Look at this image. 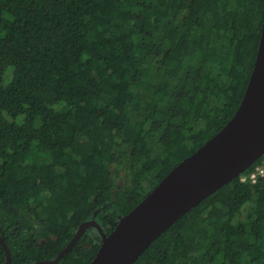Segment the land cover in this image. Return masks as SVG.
<instances>
[{
	"label": "trees",
	"instance_id": "trees-1",
	"mask_svg": "<svg viewBox=\"0 0 264 264\" xmlns=\"http://www.w3.org/2000/svg\"><path fill=\"white\" fill-rule=\"evenodd\" d=\"M264 0H0V228L12 264L109 235L234 117ZM243 175L135 264H264V177ZM95 228L59 264H91ZM7 256L0 243V264Z\"/></svg>",
	"mask_w": 264,
	"mask_h": 264
},
{
	"label": "water",
	"instance_id": "water-1",
	"mask_svg": "<svg viewBox=\"0 0 264 264\" xmlns=\"http://www.w3.org/2000/svg\"><path fill=\"white\" fill-rule=\"evenodd\" d=\"M264 156V26L254 67L234 117L204 146L185 158L107 235L96 221L84 223L52 261L59 264L95 228L101 247L91 264H135L151 245L201 202L243 175ZM1 230V228H0ZM7 262L12 253L1 236Z\"/></svg>",
	"mask_w": 264,
	"mask_h": 264
},
{
	"label": "built area",
	"instance_id": "built-area-1",
	"mask_svg": "<svg viewBox=\"0 0 264 264\" xmlns=\"http://www.w3.org/2000/svg\"><path fill=\"white\" fill-rule=\"evenodd\" d=\"M262 159L263 161L261 162V164L257 165L249 175L244 176L242 178V181H249L252 184H255L260 178L264 177V156L262 157Z\"/></svg>",
	"mask_w": 264,
	"mask_h": 264
},
{
	"label": "flooded vegetation",
	"instance_id": "flooded-vegetation-1",
	"mask_svg": "<svg viewBox=\"0 0 264 264\" xmlns=\"http://www.w3.org/2000/svg\"><path fill=\"white\" fill-rule=\"evenodd\" d=\"M89 230H90V229H88V230L84 233V235H85ZM84 235H83V236H84ZM81 239H82V238H81ZM4 241H5V240H4Z\"/></svg>",
	"mask_w": 264,
	"mask_h": 264
}]
</instances>
